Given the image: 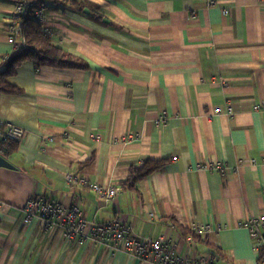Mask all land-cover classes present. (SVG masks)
Listing matches in <instances>:
<instances>
[{
	"label": "crops",
	"instance_id": "crops-1",
	"mask_svg": "<svg viewBox=\"0 0 264 264\" xmlns=\"http://www.w3.org/2000/svg\"><path fill=\"white\" fill-rule=\"evenodd\" d=\"M52 1L53 46L88 68L27 61L7 78L21 92L0 94V122L25 136L0 152L12 166L0 167V264H142L25 224L31 197L77 206L87 222L120 219L137 239L166 238L182 259L264 264V248L239 227L264 217V111L255 110L264 104V0H78L97 8L83 12ZM11 11L12 0H0V58L21 53L7 40ZM161 160L108 202L65 183L71 174L120 188L130 168Z\"/></svg>",
	"mask_w": 264,
	"mask_h": 264
},
{
	"label": "built area",
	"instance_id": "built-area-1",
	"mask_svg": "<svg viewBox=\"0 0 264 264\" xmlns=\"http://www.w3.org/2000/svg\"><path fill=\"white\" fill-rule=\"evenodd\" d=\"M206 1H208L209 6L216 4L215 0ZM47 8V4L37 0H12V11L6 30L7 40L13 46L14 53H20L28 48L21 36L23 21L28 16L39 25L43 36L50 39L53 37V32L46 22ZM8 57L6 56L3 59L6 60ZM255 110L264 111V104L258 105ZM221 112L220 108H215L212 114L218 115ZM224 113L231 116L233 111L227 107ZM163 121L164 115L159 117L155 124H162ZM24 136L25 132L22 128L0 122V143L5 141L20 143ZM216 170L221 171V167H216ZM65 183L67 186H87L99 200L105 202L114 200L122 192L117 186H100L71 174L65 176ZM22 213L25 224L36 219L44 232L55 230L67 242L80 246L87 243L106 245L111 247L114 252L119 251L133 256L140 260L142 264H210L203 259L193 262L190 259L180 258L175 254L174 246L166 238L137 239L133 236L130 226L120 219L103 224L87 222L77 206L65 207L52 200L31 197L25 203ZM263 225L264 217H261L249 219L239 224V227L248 230L251 236L258 241L259 247L264 248V235L260 232Z\"/></svg>",
	"mask_w": 264,
	"mask_h": 264
},
{
	"label": "trees",
	"instance_id": "trees-1",
	"mask_svg": "<svg viewBox=\"0 0 264 264\" xmlns=\"http://www.w3.org/2000/svg\"><path fill=\"white\" fill-rule=\"evenodd\" d=\"M37 1L45 3V0ZM52 3L60 8L72 9L76 12L80 10L83 12L85 9L97 11V8L93 5L78 0H55ZM21 32L28 48L18 55L8 57L6 60L0 58V94H17L21 92L20 89L9 85L7 78L13 76L16 68L23 62H32L35 67L48 66L80 70L88 68L85 62L68 57L61 50L54 47L51 39L41 34L39 25L30 16L23 21ZM16 147V143L1 142L0 152L8 155L14 152ZM167 162V160L147 161L140 167L130 168L128 177L120 184L121 191L134 192L137 182L159 171ZM192 238L194 241L198 239L195 235H192Z\"/></svg>",
	"mask_w": 264,
	"mask_h": 264
},
{
	"label": "water",
	"instance_id": "water-1",
	"mask_svg": "<svg viewBox=\"0 0 264 264\" xmlns=\"http://www.w3.org/2000/svg\"><path fill=\"white\" fill-rule=\"evenodd\" d=\"M0 167L12 168V166L1 156H0Z\"/></svg>",
	"mask_w": 264,
	"mask_h": 264
}]
</instances>
